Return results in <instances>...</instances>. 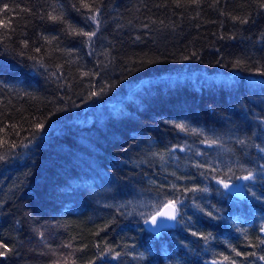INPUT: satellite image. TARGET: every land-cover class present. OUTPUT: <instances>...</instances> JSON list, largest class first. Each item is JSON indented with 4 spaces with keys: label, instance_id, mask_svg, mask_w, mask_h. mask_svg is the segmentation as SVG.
Returning <instances> with one entry per match:
<instances>
[{
    "label": "trees",
    "instance_id": "16d2710c",
    "mask_svg": "<svg viewBox=\"0 0 264 264\" xmlns=\"http://www.w3.org/2000/svg\"><path fill=\"white\" fill-rule=\"evenodd\" d=\"M83 2L0 0V264H264V0Z\"/></svg>",
    "mask_w": 264,
    "mask_h": 264
},
{
    "label": "snow or ice",
    "instance_id": "6c2138e0",
    "mask_svg": "<svg viewBox=\"0 0 264 264\" xmlns=\"http://www.w3.org/2000/svg\"><path fill=\"white\" fill-rule=\"evenodd\" d=\"M81 3H82L83 8L89 9L90 12H94V14L88 16L87 19L91 20L93 23H96L98 26L99 25L98 17L100 15L99 9L98 8L93 9V6L91 4L85 3V2H83V0H81ZM176 3H177L178 7L181 6V0H176ZM190 3L198 5L200 3V0H190ZM259 6L261 8H264V2H261V4ZM73 7L75 8L76 5H73ZM49 19H51L53 22H59V23L64 22L62 16L50 15ZM234 19H239V18H234ZM240 22L241 23H248V20L244 19V20H240ZM68 31L71 33H74L76 35L85 36L89 40H91L92 37H94L96 35L95 31L88 32V31L81 30V31L77 32L76 29L73 28L71 25H69ZM193 55H195V54H193ZM237 63H239V61H237ZM261 75H264V73H261ZM92 94L97 95V93H95V92ZM174 127L179 129L180 131L186 130L185 125L182 123H176L174 125ZM36 128L39 129L40 131H44L43 125H41L39 123L36 125ZM0 143L7 144V147L9 150L17 147V144H15V143L8 144L6 140L0 141ZM215 143H216L215 141H210V142H208L207 146L212 147ZM241 143H244V142L241 141ZM20 146L27 147L28 145L22 143ZM259 150L261 152H264V148H260ZM173 151H175V149H173ZM181 151H183V149H181ZM198 154L202 155V153H198ZM0 160H3L2 156H0ZM203 166L204 165L201 163H198L196 165V167H203ZM259 167H260L261 173H262L261 178L264 179V165H260ZM231 171H232V169L229 168V172H231ZM245 171L247 172V174L236 176V179L242 180V181H248V182H251V181L256 179V173L255 172L247 171V169H245ZM228 179H231V177H227L226 179H217L216 183L221 185L225 191L230 192L233 189V185L231 183L227 182ZM239 187L248 188L249 191L251 190L250 185H241ZM173 189L174 190L176 189L175 185L173 186ZM187 191H190V192L191 191H205L206 192L207 188H204V189L190 188V189H187ZM252 194L255 195V193H252ZM261 198H264V197H257V199H261ZM181 203H182V201H181ZM176 213H177L176 201H175V199H169V200L164 201L160 205V207L157 208V210L151 214L150 220H145V223H151L152 225H159L162 220H172V221H176L177 223H179V221L177 220V214ZM208 215L210 217H212L213 219L216 218V217L212 216L211 212H209ZM261 231L264 232V225L261 226ZM192 235L196 236L197 233L192 232ZM201 238L202 239H208V237H201ZM245 238L247 239V236H245ZM260 244L264 245V239L260 240ZM248 246L254 247L255 245L249 244ZM68 247H71V245H68ZM0 249H4V251H0V257H6L8 255V253L12 251V249L9 248V246L6 243H4L3 241H0ZM111 251L112 250H109V254L111 253ZM232 252H234L237 257L244 256L245 259H247L248 256H256L257 255L255 252L245 254V253L238 251L236 248H232ZM118 257H119V253H117L115 256H112V259H117ZM257 258L261 261H264V255H260ZM224 260L229 261V264H237V261L235 259L230 260V258L228 256H224ZM213 264H217V262L213 261Z\"/></svg>",
    "mask_w": 264,
    "mask_h": 264
},
{
    "label": "water",
    "instance_id": "95a60500",
    "mask_svg": "<svg viewBox=\"0 0 264 264\" xmlns=\"http://www.w3.org/2000/svg\"><path fill=\"white\" fill-rule=\"evenodd\" d=\"M232 191L237 193V194H240V191L237 188H233ZM176 209H177V207H176ZM176 214H177V220H178V209H177ZM150 218L147 220H150ZM176 224H177L176 221L162 220L159 225H152L151 223H144V226H145L147 231L154 234L155 236H159L162 231L169 229V228H173L176 226Z\"/></svg>",
    "mask_w": 264,
    "mask_h": 264
}]
</instances>
